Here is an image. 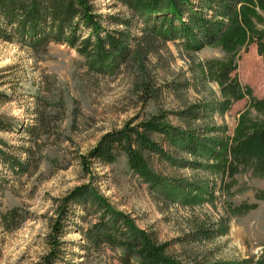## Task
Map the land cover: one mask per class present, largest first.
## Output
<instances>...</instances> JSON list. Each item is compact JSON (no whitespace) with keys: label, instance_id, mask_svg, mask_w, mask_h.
Masks as SVG:
<instances>
[{"label":"rangeland","instance_id":"obj_1","mask_svg":"<svg viewBox=\"0 0 264 264\" xmlns=\"http://www.w3.org/2000/svg\"><path fill=\"white\" fill-rule=\"evenodd\" d=\"M193 2L195 11L213 18V10L202 6L204 0ZM218 2L215 10L221 8ZM95 3L100 13L132 19L131 32L141 34L140 20L123 2ZM255 5L260 17L248 11V38L234 52L218 44L192 51L178 40L158 41L154 50L144 49L138 57L133 54L111 74L90 69L87 59L64 43L52 42L46 52L35 53L20 41L0 39V125L4 127L0 130V264H37L47 251L59 205L83 185L129 214L139 228L168 243V254L182 262L260 264L264 260V170L256 159L248 163L236 159L230 149L242 117L261 121L264 109L254 107L247 95L228 103L218 77L221 67L233 59L236 69L230 76L252 89L256 100L264 98V62L255 41L264 37V5L259 0ZM195 104L202 105L199 119L190 122L176 115ZM162 112L168 113L171 125L193 132L200 140L227 137L228 152L218 160H207L154 135L177 162L154 155L151 167L168 184L181 187L179 193L171 190L174 187L150 188L129 168L125 153L109 164L93 161L89 172L84 169L80 157L106 133ZM12 159L24 161L26 170H12ZM198 187L201 200L186 202L187 191ZM13 208L24 217L17 228L1 219ZM97 220L92 211L72 206L61 264H122L119 252L108 245L84 248L90 247L84 232ZM201 225L212 228L215 237L197 239L195 231Z\"/></svg>","mask_w":264,"mask_h":264},{"label":"trees","instance_id":"obj_2","mask_svg":"<svg viewBox=\"0 0 264 264\" xmlns=\"http://www.w3.org/2000/svg\"><path fill=\"white\" fill-rule=\"evenodd\" d=\"M120 1L128 7L133 17L140 20L142 25L138 28L141 34L135 35L131 32L132 19L100 13L95 0H0V39L20 41L35 53L46 52L52 42L64 43L84 56L90 69L111 74L128 62L133 54L138 57L144 49L154 50L158 41L178 40L186 49L192 51L218 44L226 51L234 52L248 38V11L260 17L254 7L255 0H204L202 6H208L214 12L211 19L200 13L201 11L194 10L193 0ZM259 1L264 5V0ZM217 2L221 8L215 10ZM242 3L243 6L238 12L237 8ZM231 18L232 23L229 21ZM119 26L125 28L120 29ZM255 41L264 62V37H257ZM235 69L236 64L230 59L221 67L218 76L223 91L229 97L227 102L230 103L231 98L240 100L247 95L253 100L254 107L259 111L264 109V98L256 100L252 89L243 87L238 77L230 76ZM144 89H150L148 83L144 85ZM202 110L201 104H195L178 111L176 115L191 122L200 118ZM2 129L4 127L0 125V130ZM154 135L160 136L162 141L172 147L207 160H218L229 150L227 137H206L200 140L193 132L186 133L171 125L168 113L162 112L106 133L88 154L80 157L81 164L89 172L93 161L109 164L120 153H125L129 168L148 183L150 188L174 187L171 190L179 193L178 189L181 190V187L171 186L168 180L159 176L151 167L150 160L154 155L175 164L177 162L164 149L163 142L160 143ZM232 140L235 145L230 149L236 159L246 163L256 159L260 169L264 170V119L251 122L244 115ZM1 152L3 151L0 149ZM10 162L12 170H26L24 161L12 159ZM178 186L183 185L180 183ZM187 192L186 202L200 201L202 198L203 192L199 187ZM174 196L171 195L175 200ZM74 205H80L98 216L97 222L84 232L90 245L84 248L99 249L108 245L119 252L122 264H187L168 254V243H161L155 233L139 228L129 214L117 210L107 198L88 185L77 187L62 200L58 207V217L51 221L47 251L37 264H61L65 259L64 236ZM23 218L19 208H13L1 215L4 224H14L16 228ZM196 236L200 240L212 239L215 233L212 228L201 225L196 228ZM209 264L244 262L216 261ZM260 264H264V260Z\"/></svg>","mask_w":264,"mask_h":264}]
</instances>
